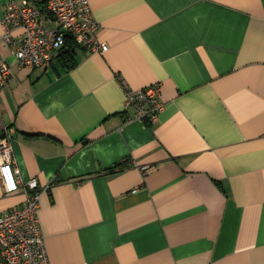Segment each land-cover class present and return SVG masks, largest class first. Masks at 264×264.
<instances>
[{
	"label": "crops",
	"instance_id": "1",
	"mask_svg": "<svg viewBox=\"0 0 264 264\" xmlns=\"http://www.w3.org/2000/svg\"><path fill=\"white\" fill-rule=\"evenodd\" d=\"M9 1L0 135L47 188L50 263L264 264V0H89L108 50L32 70L3 42ZM120 78L161 84L156 122L125 112ZM25 201L0 180V212Z\"/></svg>",
	"mask_w": 264,
	"mask_h": 264
},
{
	"label": "built area",
	"instance_id": "2",
	"mask_svg": "<svg viewBox=\"0 0 264 264\" xmlns=\"http://www.w3.org/2000/svg\"><path fill=\"white\" fill-rule=\"evenodd\" d=\"M1 24L3 42L20 69L32 70L52 62L57 54L68 50V38L92 53L108 50V45L96 38L99 23L89 0H10ZM17 32H21L19 39ZM12 76L9 65L2 63V87ZM120 81L125 112H133L142 122H156L166 106L161 84L133 90L123 78ZM127 119L131 120L129 116ZM12 131L6 128L0 135V180L6 195L22 191L26 201L21 207L0 212V264H51L38 216L40 199L47 188L41 189L36 179L22 180L15 163Z\"/></svg>",
	"mask_w": 264,
	"mask_h": 264
},
{
	"label": "trees",
	"instance_id": "3",
	"mask_svg": "<svg viewBox=\"0 0 264 264\" xmlns=\"http://www.w3.org/2000/svg\"><path fill=\"white\" fill-rule=\"evenodd\" d=\"M67 43L69 46L68 50L61 51L59 53L58 59L65 68H72L76 64L75 47L77 46V44L73 42L71 38H68Z\"/></svg>",
	"mask_w": 264,
	"mask_h": 264
}]
</instances>
